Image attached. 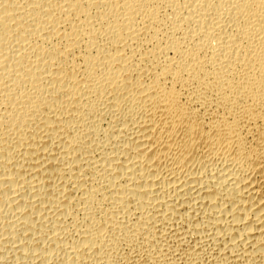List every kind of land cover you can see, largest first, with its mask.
Wrapping results in <instances>:
<instances>
[{
    "label": "bare ground",
    "instance_id": "1",
    "mask_svg": "<svg viewBox=\"0 0 264 264\" xmlns=\"http://www.w3.org/2000/svg\"><path fill=\"white\" fill-rule=\"evenodd\" d=\"M0 264H264V0H0Z\"/></svg>",
    "mask_w": 264,
    "mask_h": 264
}]
</instances>
